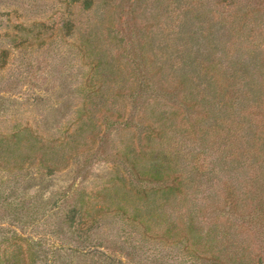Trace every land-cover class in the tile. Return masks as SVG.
<instances>
[{
	"label": "trees",
	"instance_id": "obj_1",
	"mask_svg": "<svg viewBox=\"0 0 264 264\" xmlns=\"http://www.w3.org/2000/svg\"><path fill=\"white\" fill-rule=\"evenodd\" d=\"M57 1L65 15L59 35L72 38L87 59L91 79L80 89L99 98L92 106L104 111L101 122L107 129L142 131L136 147L116 153L131 186L113 184L126 196L118 211L148 228L151 220L160 222L156 213L163 202H185L192 188L188 181L195 182L196 175L184 177L181 143L195 141L202 152L210 141L217 145L213 166L229 175L224 204L239 209V191L247 206L256 201L264 210V0ZM32 29L23 27L26 40ZM127 101L133 110L126 118ZM138 109L140 122L135 121ZM83 124L99 125L93 119ZM60 153L56 145L43 146L28 127L0 133V171L37 165L52 175ZM17 189L0 191L3 212H25L27 201L12 199ZM188 211L193 219L194 211ZM77 213L71 209L66 217L70 228ZM23 230L0 222V264H36L48 251ZM90 230L79 231L88 237ZM198 231L193 222L186 229L190 240ZM209 260L221 264L224 259L214 253Z\"/></svg>",
	"mask_w": 264,
	"mask_h": 264
},
{
	"label": "rangeland",
	"instance_id": "obj_2",
	"mask_svg": "<svg viewBox=\"0 0 264 264\" xmlns=\"http://www.w3.org/2000/svg\"><path fill=\"white\" fill-rule=\"evenodd\" d=\"M62 12L57 0H0V133L28 127L43 146L61 150L52 175L37 165L0 171V191L18 187L13 201H27L25 212L15 209L19 214L10 208L3 212L0 205V222L41 240L48 251L36 264H51L54 257L57 264H212L214 253L224 259L221 264H264V210L256 201L247 206L239 191L243 207L224 204L229 175L213 166L217 145L212 141L205 152L199 141L181 143L179 166L184 177L193 172L196 180H187L192 188L185 202H163L155 212L159 223L151 220L142 227L118 211L126 196L113 184L131 186L116 153L136 147L142 131L107 129L101 122L104 111L92 106L99 98L80 89L91 79L87 59L72 38L59 35ZM23 27L33 28L27 40ZM124 103L127 118L133 109ZM134 111L140 122L141 109ZM86 119L99 125L84 126ZM74 208L78 213L70 228L66 217ZM192 222L200 233L190 240L186 229ZM82 227H90L88 237L81 236Z\"/></svg>",
	"mask_w": 264,
	"mask_h": 264
}]
</instances>
